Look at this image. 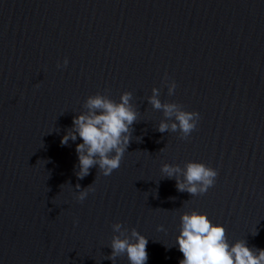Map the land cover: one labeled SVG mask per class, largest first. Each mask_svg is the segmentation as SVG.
Here are the masks:
<instances>
[{
	"label": "water",
	"instance_id": "water-1",
	"mask_svg": "<svg viewBox=\"0 0 264 264\" xmlns=\"http://www.w3.org/2000/svg\"><path fill=\"white\" fill-rule=\"evenodd\" d=\"M153 88L199 113L187 139L157 131ZM125 91L138 118L120 167L78 179L82 140L62 137L88 96ZM190 161L218 172L204 195L161 172ZM192 210L264 249V0H0V264H112L117 222L148 239L146 264H178Z\"/></svg>",
	"mask_w": 264,
	"mask_h": 264
},
{
	"label": "clouds",
	"instance_id": "clouds-1",
	"mask_svg": "<svg viewBox=\"0 0 264 264\" xmlns=\"http://www.w3.org/2000/svg\"><path fill=\"white\" fill-rule=\"evenodd\" d=\"M67 64L65 58L63 65L58 63L57 68L66 67ZM164 80L168 81L167 74ZM175 88L176 83L172 81L168 85V94L173 95ZM159 95L160 90L153 88L148 98L152 107L162 110L166 118L160 122L157 131L179 132L181 139H187L197 127L199 113L185 111L176 103H162ZM132 98L129 91L121 94L119 102L100 93L90 95L83 106L86 111L73 117L72 126L66 130L61 144L66 146L70 140L75 142L77 137L82 140L75 148L78 156V171L75 174L78 179L88 176L93 167H98L104 176L111 175L120 167L138 118L137 109L130 103ZM172 118L174 122L169 124L167 120ZM161 172L165 178L175 179L178 191L187 192L193 197L206 194L218 176L216 169L195 161L187 162L183 170L179 165L165 163ZM181 172L183 180L177 175ZM75 188V199L79 202H83L94 190L90 185L81 188L77 184ZM112 229L119 235H113L111 253L107 259L115 264L117 257L126 254L130 264H146L148 239L135 228L131 229L130 235H124L120 222L114 223ZM157 230H164L163 226H158ZM176 243L183 255L178 264H264V249L250 248L245 240L229 244L224 226L213 224L206 213L196 210L181 214Z\"/></svg>",
	"mask_w": 264,
	"mask_h": 264
}]
</instances>
